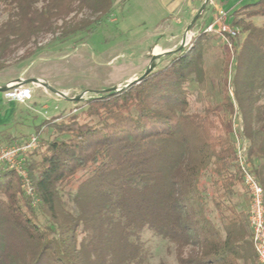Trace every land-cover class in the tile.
<instances>
[{
  "label": "trees",
  "instance_id": "16d2710c",
  "mask_svg": "<svg viewBox=\"0 0 264 264\" xmlns=\"http://www.w3.org/2000/svg\"><path fill=\"white\" fill-rule=\"evenodd\" d=\"M112 7L113 0H0V71L44 35L90 34ZM230 15L245 35L232 62L243 134L233 129L226 79L220 102L189 112L212 39L199 34L142 81L86 100L83 119L44 122L57 137L38 140L25 156L33 198L14 171H0V264H148L145 233L173 246L179 264H255L248 214L234 197L243 185L237 138L247 141V164L264 184V105L252 102L264 89V24L251 22L264 17V0Z\"/></svg>",
  "mask_w": 264,
  "mask_h": 264
},
{
  "label": "rangeland",
  "instance_id": "374dc122",
  "mask_svg": "<svg viewBox=\"0 0 264 264\" xmlns=\"http://www.w3.org/2000/svg\"><path fill=\"white\" fill-rule=\"evenodd\" d=\"M206 1L113 0L111 14L90 34L83 32L66 38L47 34L18 50L6 68L0 71V88L26 82L25 86L32 90V98L18 104L8 101L4 93H0V149L24 144L31 137H37L41 146L55 139L56 133L52 128L43 126L44 122H66L75 115L78 120L83 119L81 112L86 100L121 89L141 77L149 68L152 55L172 51V54L157 59L153 70L165 67L172 57L191 47L192 40L202 34V29L218 11L223 10L228 21L232 22V11L251 6L259 0H208L205 4ZM184 2L182 9L194 8L187 20L188 26L202 7L203 11L186 36L185 47L180 49L188 26L185 31L184 28L166 30L164 27L178 18L177 14L171 15L172 11ZM5 17L3 15L2 20ZM251 22L259 27L264 24V17H254ZM172 35L176 37L171 39ZM244 37L240 30L237 46ZM211 38L203 57L204 81L192 83L189 112L201 114L207 105L220 102L226 79L227 93L235 105L231 121L234 131L240 135L244 132V121L234 95L233 52L226 48L219 36L211 35ZM32 52L36 54L28 60L18 61ZM225 67L226 74L223 72ZM31 80H38L63 96ZM254 92V106L264 105V89ZM262 114L258 119L261 118L264 123V110ZM37 127L40 129L37 130ZM245 144L247 146V141ZM243 187L250 201L249 192L245 185ZM143 241L149 252L148 264H179L173 246L150 233L144 234Z\"/></svg>",
  "mask_w": 264,
  "mask_h": 264
},
{
  "label": "built area",
  "instance_id": "2783aa9c",
  "mask_svg": "<svg viewBox=\"0 0 264 264\" xmlns=\"http://www.w3.org/2000/svg\"><path fill=\"white\" fill-rule=\"evenodd\" d=\"M203 34L219 36L226 48L233 52L237 51L236 40L239 36L240 29L234 27L227 19V14L220 10L212 21L202 29ZM193 37V35H192ZM234 50V51H233ZM9 89L4 93V97L10 102L24 104L32 98V90L29 86H20L10 84ZM39 146L37 137H31L27 142L21 145H13L0 149V171L12 170L20 178L24 192L34 197L33 188L24 168V161L28 153L36 150ZM237 158L238 164L243 176V185L246 186L250 195V206L248 211V222L251 229V243L258 264H264V201L263 189L253 175L246 160L245 140L237 138Z\"/></svg>",
  "mask_w": 264,
  "mask_h": 264
},
{
  "label": "crops",
  "instance_id": "0c3cea01",
  "mask_svg": "<svg viewBox=\"0 0 264 264\" xmlns=\"http://www.w3.org/2000/svg\"><path fill=\"white\" fill-rule=\"evenodd\" d=\"M185 2L182 3L181 6L180 5L177 6L174 9V11H172L171 15H173V14L176 15L177 14L178 18L172 19L171 20L172 24L165 25L164 28L166 30H168L169 28H172V27L175 28V29L184 28V31L186 30V28L188 26V23H187L188 21L187 20L192 16V13L194 12V8L192 9V6H191L189 8L182 9V7L184 6ZM211 21H212V18L210 19L209 23ZM175 37H176V35H172L171 39H174ZM167 41H168V39H167ZM165 50L167 51L168 49H165ZM262 177L264 179V173H263ZM262 189H263V201H264V184L262 185ZM235 191H236V195L234 197V201L236 203L235 205H237L241 210H243L245 212V214H247L248 213V209H249V205H250V201H249L248 195H246V193H245V189H244L243 185H239ZM252 258L254 260V263L258 264L254 255H253ZM249 264H251V263H249Z\"/></svg>",
  "mask_w": 264,
  "mask_h": 264
},
{
  "label": "water",
  "instance_id": "95a60500",
  "mask_svg": "<svg viewBox=\"0 0 264 264\" xmlns=\"http://www.w3.org/2000/svg\"><path fill=\"white\" fill-rule=\"evenodd\" d=\"M208 1V0H207ZM207 1L205 2V4L207 3ZM204 4V5H205ZM203 11V7L200 9V12L197 16H195V18L192 20V22L190 23V25L188 26L187 30H186V33L185 35L182 37V45L180 47V49L184 48L185 47V43H186V36L188 35L189 31L191 30V27L193 26V24L195 23V21L197 20V18H199L200 14L202 13ZM169 54H172L173 52L170 51V52H165L163 54H158V55H152L151 57V60H150V66L149 68L145 71V73L139 77L138 79L134 80L133 82H129L127 85H125L124 87H122L121 89H118V90H111L110 93H118L120 92L121 90L127 88L128 86L132 85L133 83H138L140 81H142V79H144L146 76H148L154 69V63L157 59H159L162 55H168ZM32 83H35V84H39V85H42L43 87L49 89L50 91L54 92L55 94L57 95H60V96H63V94L57 92L56 90H53L52 88H50L49 86H45V84L43 85L40 81L38 80H31ZM27 85L26 82H22L20 84V86H25ZM9 89L8 86H5V87H2L0 88V93H5L7 90Z\"/></svg>",
  "mask_w": 264,
  "mask_h": 264
},
{
  "label": "bare ground",
  "instance_id": "6f19581e",
  "mask_svg": "<svg viewBox=\"0 0 264 264\" xmlns=\"http://www.w3.org/2000/svg\"><path fill=\"white\" fill-rule=\"evenodd\" d=\"M188 43V42H187Z\"/></svg>",
  "mask_w": 264,
  "mask_h": 264
}]
</instances>
